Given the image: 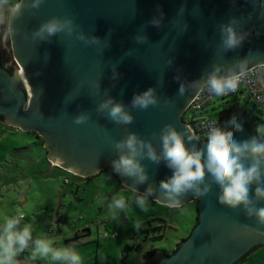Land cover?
Returning a JSON list of instances; mask_svg holds the SVG:
<instances>
[{"label":"water","instance_id":"obj_1","mask_svg":"<svg viewBox=\"0 0 264 264\" xmlns=\"http://www.w3.org/2000/svg\"><path fill=\"white\" fill-rule=\"evenodd\" d=\"M182 5L185 11L179 15ZM158 9L164 13L162 29L148 24L159 15ZM249 14L252 19L243 28L250 36L243 47L220 52L218 25L231 16L247 18ZM54 16L75 17L85 33L107 38L111 46L100 55L95 47H86L63 34L52 37L51 42L24 39L25 32L30 35ZM15 25L20 33L9 43L16 67L9 72L0 65L2 122L21 131H36L43 137L49 162L80 177L109 165L117 155L110 141L129 132L152 139V134L159 133L165 124L171 123L178 130L189 127L182 120V113L195 91L178 95V74L187 83L198 79L203 68L214 62L231 64L241 58H247L250 66L264 62V19L253 11L252 0H45L38 10H25ZM141 31L148 37V43L142 45L133 39ZM130 49L134 52L128 56ZM169 58L173 60L171 67L166 65ZM112 65H116L119 74L116 80L112 79ZM97 80L102 90L99 96L92 87ZM149 87L156 88L160 105L147 110L129 108L135 118L130 125L115 124L95 111L96 105L106 98L104 90L128 105L135 93ZM164 99L174 103L166 106ZM81 110L90 113L91 119L76 125L73 118ZM227 121L220 123L218 119V124ZM243 127L242 133H235L237 140L251 135ZM204 143L206 139L200 140L198 147ZM143 163L149 182L155 185L171 175L163 164L156 166L148 160ZM118 178L129 189L131 181ZM146 187L147 184L141 185L140 193ZM218 193V186L213 185L206 196L184 197L181 206L196 199L197 221L189 235L177 241L175 250L165 253L155 264H235L264 243V228L246 218L241 208L233 210L220 205ZM258 207H264V202Z\"/></svg>","mask_w":264,"mask_h":264},{"label":"clouds","instance_id":"obj_2","mask_svg":"<svg viewBox=\"0 0 264 264\" xmlns=\"http://www.w3.org/2000/svg\"><path fill=\"white\" fill-rule=\"evenodd\" d=\"M45 0H17L10 4L9 0H0V27H3L2 39L6 43L9 39L20 33L15 25L25 10H38ZM253 11L259 19H264V0H252ZM185 6H181L178 14L183 15ZM158 16H154L148 24L162 29L164 27V13L158 9ZM252 19L249 14L231 16L227 22L218 25L220 42L217 48L222 53L234 52L243 47L250 33L243 25ZM188 25L184 27L187 31ZM63 34L65 37L82 42L86 47H95L102 55L105 48H109L107 38L102 40L95 35L85 33L76 23L73 16H54L40 24L31 34L25 32L24 39L39 43L51 42L52 37ZM111 32L109 33V36ZM137 44L148 43L144 31L133 36ZM134 50L130 49L126 55L131 56ZM173 60L169 58L166 65L171 67ZM252 75L264 77V63L250 66L247 58L233 61L231 64L213 63L203 68L198 79L185 83L178 74L175 79L179 82L178 95L184 96L188 90L197 93L207 91L210 95L224 96L236 92L242 82ZM119 78L116 65H112V79ZM264 83V79L261 80ZM95 94H101L100 80L93 85ZM101 100L95 111L102 114L109 121L119 125H130L134 116L129 110H147L149 107L160 105V98L155 87L135 93L126 105L107 95ZM174 101L164 99L166 106ZM91 114L81 110L73 118L76 125L86 124ZM244 131L243 124L233 115L228 121L219 125L215 121L206 125V143L198 147L200 137L189 127L178 130L173 124H165L159 131L152 134V139H145L136 132H129L119 140L110 141L116 152L109 165L114 174L127 178L131 191L138 193L135 203L143 208L147 197H155L158 202L169 207H180L184 197L188 194L203 197L208 195L213 185L218 186V202L229 209L241 208L245 217L254 219L256 224L264 228V207H258L264 202V124L258 125L256 135L248 139L237 140L235 133ZM157 140L158 144H154ZM148 160L156 166L163 164L171 171V175L161 179L158 185L150 181L147 166L143 161ZM147 184L146 189L140 193V186ZM128 207L124 195L114 197L109 209L118 213ZM22 215L10 216L0 223V264H17L19 253L32 248V257L50 258L59 264H81V256L71 248L55 247V241L50 238L33 237L30 224L21 226Z\"/></svg>","mask_w":264,"mask_h":264},{"label":"rangeland","instance_id":"obj_3","mask_svg":"<svg viewBox=\"0 0 264 264\" xmlns=\"http://www.w3.org/2000/svg\"><path fill=\"white\" fill-rule=\"evenodd\" d=\"M3 31L0 27V36ZM5 46L10 49L9 40ZM9 63L16 67L13 59ZM252 105L248 95L240 92L215 98L204 110H190L189 115L219 119L220 111L230 107L244 113L255 109L258 125L264 124V107L255 105L253 109ZM2 124L0 223L22 213L21 226L30 224L34 239L50 238L55 247L73 249L81 256V264H141L145 252L154 248L171 253L177 241L189 235L196 203L169 207L147 197L141 208L135 203L138 193L124 187L110 169L90 179L81 178L51 164L33 132ZM119 195L126 197L128 207L114 213L109 204ZM16 260L17 264H59L50 258H33L31 246Z\"/></svg>","mask_w":264,"mask_h":264},{"label":"built area","instance_id":"obj_4","mask_svg":"<svg viewBox=\"0 0 264 264\" xmlns=\"http://www.w3.org/2000/svg\"><path fill=\"white\" fill-rule=\"evenodd\" d=\"M264 63V62H263ZM262 64V63H258ZM254 64L252 66L258 65ZM264 77L252 75L247 81L242 82L236 92H230L224 96L210 95L207 91L202 93L195 92L194 96L189 101L188 105L182 113V120L188 125L195 133L200 137V140L206 139V125L215 121L218 124V119L210 116H192L189 115V111L198 112L204 110L215 98H228L236 96L240 92H244L248 95L249 99L254 105H261L264 107V83L261 80ZM19 215H22L20 213ZM99 223V221H97ZM107 235V232L104 233ZM27 250V249H25Z\"/></svg>","mask_w":264,"mask_h":264},{"label":"flooded vegetation","instance_id":"obj_5","mask_svg":"<svg viewBox=\"0 0 264 264\" xmlns=\"http://www.w3.org/2000/svg\"><path fill=\"white\" fill-rule=\"evenodd\" d=\"M9 50H11V49H9ZM9 50L6 48L5 42L3 41L2 36H0V57H1L0 65L4 66L7 70L12 69V66L9 63V61L12 59V57L10 55L11 52L9 53ZM254 110L250 113H244V112H241V111H238L237 109H235V110H232L230 113L223 114V117L229 118V116L235 115L238 118L239 122H241L249 130V132L252 136H254L257 134L256 128L258 126V120L256 117V112H254ZM261 124H263V123L260 122L259 125H261ZM29 132H33L38 138H40L41 143L43 145V137H41L36 131H29ZM107 170H109L111 172V174L115 177L110 165H107L106 167L100 169L99 171H97L93 174L87 175L85 177H81V178L90 179V178H93L94 176H96L97 174H99L100 172L107 171ZM116 180H118L120 182L118 176H117Z\"/></svg>","mask_w":264,"mask_h":264},{"label":"trees","instance_id":"obj_6","mask_svg":"<svg viewBox=\"0 0 264 264\" xmlns=\"http://www.w3.org/2000/svg\"><path fill=\"white\" fill-rule=\"evenodd\" d=\"M17 0H14L13 2L15 3ZM12 2V3H13ZM12 69H8L9 72H11ZM232 110H235L233 107H230L228 109H224L221 111L220 113V118H219V121L220 123L228 120L231 116H229V118L227 117H223V114L225 113H230ZM0 125H3L2 124V117L0 116ZM115 177L117 178V175L114 174ZM193 203H195V200L192 201ZM197 221V208H196V212H195V223ZM194 223V224H195ZM88 230V228H86ZM175 250V249H174ZM173 250V251H174ZM165 254L164 251H161V250H157V249H150L149 251L145 252L144 253V262L142 264H155L157 263L161 257ZM107 264V263H106ZM121 264H124L123 262H121ZM236 264V263H235Z\"/></svg>","mask_w":264,"mask_h":264},{"label":"crops","instance_id":"obj_7","mask_svg":"<svg viewBox=\"0 0 264 264\" xmlns=\"http://www.w3.org/2000/svg\"><path fill=\"white\" fill-rule=\"evenodd\" d=\"M236 264H264V243L252 249Z\"/></svg>","mask_w":264,"mask_h":264},{"label":"bare ground","instance_id":"obj_8","mask_svg":"<svg viewBox=\"0 0 264 264\" xmlns=\"http://www.w3.org/2000/svg\"><path fill=\"white\" fill-rule=\"evenodd\" d=\"M27 88H29L28 85H27Z\"/></svg>","mask_w":264,"mask_h":264}]
</instances>
